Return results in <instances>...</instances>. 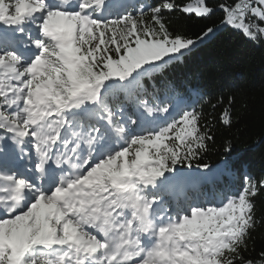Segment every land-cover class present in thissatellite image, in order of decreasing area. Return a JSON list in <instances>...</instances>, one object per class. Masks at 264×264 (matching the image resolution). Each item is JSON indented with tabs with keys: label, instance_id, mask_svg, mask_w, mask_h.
<instances>
[{
	"label": "snow or ice",
	"instance_id": "obj_1",
	"mask_svg": "<svg viewBox=\"0 0 264 264\" xmlns=\"http://www.w3.org/2000/svg\"><path fill=\"white\" fill-rule=\"evenodd\" d=\"M225 28L264 43V0H0V264H264V176L203 191L236 175L204 106L231 127L235 97L164 78Z\"/></svg>",
	"mask_w": 264,
	"mask_h": 264
},
{
	"label": "trees",
	"instance_id": "obj_2",
	"mask_svg": "<svg viewBox=\"0 0 264 264\" xmlns=\"http://www.w3.org/2000/svg\"><path fill=\"white\" fill-rule=\"evenodd\" d=\"M158 0H144L142 3H156ZM215 6L218 0H209ZM223 13L219 10L211 19L189 18L183 14L173 17L172 26L185 34L196 37L208 26L219 24ZM164 78L172 81L182 92L187 86L199 87L215 99L221 93L235 97L234 120L231 127L219 121L221 109L211 112L204 106L205 114L215 117L214 143L203 157L202 163L213 168L225 161L236 171L222 183L205 187L204 193L210 197L220 196L228 188L238 190L242 184V173L264 176V43L250 41L241 33L225 28L210 38H205L182 62L171 65ZM162 78L158 77L160 83ZM246 105V106H245ZM230 141L232 151H224L225 142ZM257 216L264 218V192L256 197ZM254 250L247 255L259 258L264 251V223L253 233Z\"/></svg>",
	"mask_w": 264,
	"mask_h": 264
}]
</instances>
